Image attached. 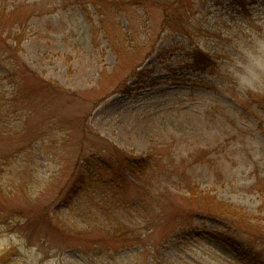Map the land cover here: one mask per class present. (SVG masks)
I'll return each mask as SVG.
<instances>
[{"label": "rangeland", "instance_id": "obj_1", "mask_svg": "<svg viewBox=\"0 0 264 264\" xmlns=\"http://www.w3.org/2000/svg\"><path fill=\"white\" fill-rule=\"evenodd\" d=\"M6 3L24 41L18 61L0 50L11 70L0 72V253L15 264H264L259 230L235 229L229 244L204 233L212 222L190 193L264 226V0ZM118 149L146 158L135 175ZM99 157L118 185L74 190L77 168L112 182ZM91 197L94 208L81 205Z\"/></svg>", "mask_w": 264, "mask_h": 264}, {"label": "trees", "instance_id": "obj_2", "mask_svg": "<svg viewBox=\"0 0 264 264\" xmlns=\"http://www.w3.org/2000/svg\"><path fill=\"white\" fill-rule=\"evenodd\" d=\"M13 12H10L8 10V4L6 3V0H0V50H3V48H10V50L13 52L12 55L15 56V59L18 61V54L20 53V46L22 42L24 41L23 32L17 27L16 25H11L12 22L10 21V17H12ZM12 41L13 45H9V42ZM2 51H0L1 54ZM203 57L200 59L197 57L196 62L199 64H204L206 59H209L208 55L200 52V57ZM4 60H9L10 58L5 57ZM10 68L7 67L6 64H4L2 61H0V72L6 73L7 70ZM11 71V70H9ZM30 73H34L31 70H29ZM11 77H13L14 74H10ZM11 78L10 76H8ZM261 105V106H260ZM260 109L264 112V95L261 96L260 102H259ZM118 153L123 155V161L127 165L124 166V169L130 170L133 174L136 173L135 164H143L145 159L144 156L138 155V156H126V153L121 152L120 149H118ZM129 154V153H127ZM135 157V158H132ZM123 161L121 163L123 164ZM95 164H97L98 168H104L105 173L109 174L112 172L111 169V163L108 162L105 157H99L98 159H95ZM117 162V161H116ZM120 163V164H121ZM108 167V168H107ZM135 168V169H134ZM79 168H77L76 173L73 176L72 183H73V189L78 190L82 189L80 187V184L86 185L87 188H89L91 185L96 190H100L103 187V184H114L117 182H120L119 176L120 174L113 172L110 174L111 178L113 179L111 182H108V180L104 178L102 174H98L97 176H94L92 178L84 176L80 171L78 174ZM135 175V174H134ZM89 183V184H88ZM116 187V186H115ZM114 187V188H115ZM191 198L194 199L200 206L199 212L196 213L197 216H203V219L210 220L212 222V227L204 220V228L203 232H208L206 229L212 230L213 233H218L217 235L222 236L224 241L229 244V239H231L234 236L235 229L243 230L242 228L247 230V233L250 228H256L257 232L251 231L250 234H258L260 236V239L264 240V226H260L259 224H254L251 221L253 220V216H251L249 213L243 211L239 207H235L233 204L225 202L217 198V196H214L206 191L197 190L196 188H193L191 190ZM91 196V195H90ZM96 198L91 197L86 201L85 203L81 204L86 207V203L90 205L91 208L95 207V204L93 200ZM222 229V230H221ZM215 233V234H216ZM232 236V237H231ZM230 237V238H229ZM262 253V251H259L256 247H247V254L248 256H254ZM14 254L13 251L7 252V253H0V264H15V262L12 260Z\"/></svg>", "mask_w": 264, "mask_h": 264}, {"label": "clouds", "instance_id": "obj_3", "mask_svg": "<svg viewBox=\"0 0 264 264\" xmlns=\"http://www.w3.org/2000/svg\"><path fill=\"white\" fill-rule=\"evenodd\" d=\"M49 264H56V261L55 260H50Z\"/></svg>", "mask_w": 264, "mask_h": 264}]
</instances>
